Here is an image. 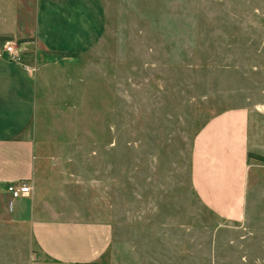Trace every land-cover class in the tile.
I'll list each match as a JSON object with an SVG mask.
<instances>
[{
  "label": "rangeland",
  "instance_id": "1",
  "mask_svg": "<svg viewBox=\"0 0 264 264\" xmlns=\"http://www.w3.org/2000/svg\"><path fill=\"white\" fill-rule=\"evenodd\" d=\"M37 1L0 0V56L32 69L26 132L47 148L56 204L111 226L89 264H264V0H98L102 36L79 54L2 39ZM231 109L249 114L240 222L208 210L192 184L198 133Z\"/></svg>",
  "mask_w": 264,
  "mask_h": 264
},
{
  "label": "crops",
  "instance_id": "2",
  "mask_svg": "<svg viewBox=\"0 0 264 264\" xmlns=\"http://www.w3.org/2000/svg\"><path fill=\"white\" fill-rule=\"evenodd\" d=\"M34 15L2 39L28 37L23 48L84 53L100 40L104 14L98 0H38ZM36 111L34 75L0 56V262L6 264L94 263L107 251L108 222L71 218L48 188L54 174L47 149L27 133ZM245 109L211 117L194 141L192 184L211 212L230 221L245 214L247 129ZM55 179H58L55 176ZM54 179V178H53ZM54 179V180H55ZM23 180L29 195L11 198L6 184ZM4 200V199H3Z\"/></svg>",
  "mask_w": 264,
  "mask_h": 264
},
{
  "label": "built area",
  "instance_id": "3",
  "mask_svg": "<svg viewBox=\"0 0 264 264\" xmlns=\"http://www.w3.org/2000/svg\"><path fill=\"white\" fill-rule=\"evenodd\" d=\"M5 53L9 56V59L14 62H19L21 59V52L17 50L16 47H14L9 42L5 44L4 46ZM20 63V62H19ZM25 71H32L30 67H28L25 64H22ZM6 192L10 195L11 198H17L20 196H26L29 195L31 192V186L28 185L23 180H17L14 182H9L6 184Z\"/></svg>",
  "mask_w": 264,
  "mask_h": 264
},
{
  "label": "trees",
  "instance_id": "4",
  "mask_svg": "<svg viewBox=\"0 0 264 264\" xmlns=\"http://www.w3.org/2000/svg\"><path fill=\"white\" fill-rule=\"evenodd\" d=\"M264 159V158H263ZM75 264H88V263H75Z\"/></svg>",
  "mask_w": 264,
  "mask_h": 264
}]
</instances>
